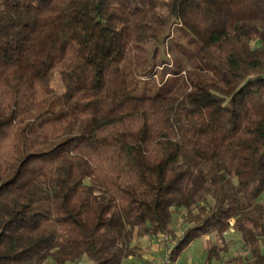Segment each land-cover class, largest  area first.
<instances>
[{
	"label": "trees",
	"instance_id": "1",
	"mask_svg": "<svg viewBox=\"0 0 264 264\" xmlns=\"http://www.w3.org/2000/svg\"><path fill=\"white\" fill-rule=\"evenodd\" d=\"M175 25L197 63L134 95L133 46ZM174 215L172 262L207 236L211 264L232 229L228 263L264 264V0H0V264H121Z\"/></svg>",
	"mask_w": 264,
	"mask_h": 264
},
{
	"label": "rangeland",
	"instance_id": "2",
	"mask_svg": "<svg viewBox=\"0 0 264 264\" xmlns=\"http://www.w3.org/2000/svg\"><path fill=\"white\" fill-rule=\"evenodd\" d=\"M197 52V41L185 27L180 25L171 28V37L166 43L136 44L123 65L132 92L136 96H144L164 91L169 87L168 84H162L165 74L173 69L192 68L198 61ZM54 87L60 90L58 78L54 80ZM59 111L49 101H46L36 107L32 115L37 119H42L56 115ZM86 121L82 119L68 126L61 137L37 150H48L68 136L77 134ZM172 227L173 234L160 233L154 237H136L134 241L137 247L136 254L124 259L121 264H204L207 236L193 240L174 262L169 259L166 254L167 250L172 249L183 229L179 216L174 215ZM224 237L228 243L227 251L222 253L218 260H213L211 264H232L228 263L229 259L244 254L243 244L237 232L229 229ZM83 262L89 264L86 260Z\"/></svg>",
	"mask_w": 264,
	"mask_h": 264
},
{
	"label": "built area",
	"instance_id": "3",
	"mask_svg": "<svg viewBox=\"0 0 264 264\" xmlns=\"http://www.w3.org/2000/svg\"><path fill=\"white\" fill-rule=\"evenodd\" d=\"M74 264H84V263H82V262H77V263H74Z\"/></svg>",
	"mask_w": 264,
	"mask_h": 264
},
{
	"label": "crops",
	"instance_id": "4",
	"mask_svg": "<svg viewBox=\"0 0 264 264\" xmlns=\"http://www.w3.org/2000/svg\"><path fill=\"white\" fill-rule=\"evenodd\" d=\"M207 238H208V237H207ZM130 257H132V256H130ZM130 257H129V258H130Z\"/></svg>",
	"mask_w": 264,
	"mask_h": 264
}]
</instances>
